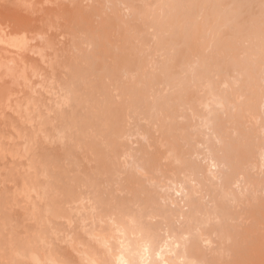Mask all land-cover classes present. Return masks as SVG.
<instances>
[{
  "label": "rangeland",
  "instance_id": "rangeland-1",
  "mask_svg": "<svg viewBox=\"0 0 264 264\" xmlns=\"http://www.w3.org/2000/svg\"><path fill=\"white\" fill-rule=\"evenodd\" d=\"M100 1L104 2V4L101 3L102 5H104V6H102V9H99V8H101L100 4H99ZM100 1L98 2V5H97V0H94V1H92V0H77V1L76 0H72V1L71 0H25L26 3L24 2V0H0V40L2 42L4 40H5L4 42H6V40L7 41L9 40V42L11 41L10 43L7 42V44H6L9 46L8 48H6L7 46L2 44L0 41V46H1L0 50H2V49L5 50V51L3 50V52L0 51V249L4 250L5 258H8L11 254V251L15 249V250H21L22 251V256L24 259L37 261V262H39V264H76V257L78 256V254L76 253V239L82 237L85 240H88V241L90 240L88 233H85V229H87V227H86L87 225L92 223L90 217L93 216L95 214V212H99V210H101L102 208L104 209V207L108 208L109 204H112V206H113V204L115 205L117 203H119L120 206L125 205L128 208H132L133 210L135 209V207H136L135 205L140 202V200L143 198V195H141L139 191L134 192L135 189L133 187H131V188H130V186L125 187L123 180L126 178L127 174H129V172H131L132 174H134V172H135V174H138L137 172L139 170L134 171V170H132L134 168H132V167L128 168L130 166H128V164H126L127 166L125 167V170H126V173H125L124 167H122V169H121V167L118 166L119 162L122 163L121 161H123L125 163H128L129 161H131L130 159H131L133 152L128 157L126 155H125V157L123 156V158L121 157L122 159H125L127 161L129 160L128 162L124 161L122 159L120 160V158H116V160H115L112 157V154L110 152V150H111L110 148H111L112 143H113V142H111V140L113 141L116 139V137L113 136V133L120 129L121 124L122 125L126 124L125 126L127 127V128L125 127L126 128L125 131L127 133L125 132V135L123 137V138H125V140H124L125 143H127L126 146L129 147V148L128 147L127 148L130 149V147H132L134 150H137L138 148L145 146V148H144L145 151H147V149L151 148V149H149V150H151V152L149 150L147 151L150 153H153V152L155 153V151H156L155 150V144H157L156 142L159 141L158 138L160 136H159V133L156 136L154 134V132L156 131L157 128H158L157 129V132H158V130H160L159 127L164 125V122L166 120V116H164V115H166V114H169V115L173 114L174 115V113L179 114L180 117H181V115H183L184 117H181V118L177 117L176 118L180 122L175 120L176 123H180V125L181 124L184 125L189 121L191 124H194V123L196 125L198 124V126H196L195 124H194V126L190 124L193 127L189 126V128L188 127L187 128L190 131L189 133L191 135H193V137H195L194 139L198 140V137H199L198 141L200 143L198 145L197 144L195 145V143H194V145H195V148L198 147L197 148L198 154H199V152H201V153L204 152V153L202 155L200 153L201 157L195 156L197 158L195 159V157H194V159L193 158L192 159L195 161L194 162L195 166L199 167L200 171L203 172V174H205L204 172L206 171L208 164H209V160L206 157L207 156L211 157L212 156L211 153L216 154L215 151L217 150L218 146L220 149V145H219L220 143H218L219 141L217 140L218 145L215 142L219 136H221L219 138H221L222 140L224 138L223 142L225 143V144L223 143V145L221 143V145H222L221 148L222 147L225 148V146H226L227 149L230 148L232 150L231 151L229 149L232 152V154L230 153V160L231 159L233 160L232 163H230V165L231 166L233 165V167H235V165L240 164L238 162L237 158H244L245 155H247L248 150L252 151V149L255 148L254 145L256 146V148L258 147L257 150L259 148H262L264 145L262 143L264 141V140L262 141V139H264L263 138L264 135L261 134V129L264 128V112L261 111L260 104H259L260 88H259L258 69L255 67L257 72L256 73L254 72L250 75L251 76V90H249L248 88L242 89L241 94L244 96V99L241 100L239 103H236L235 94L233 92L221 89L218 86L221 83L220 79H222V81H223L224 76L222 77L221 74L218 75V74H216V72L214 73V69L210 65V64L214 65V63H215L214 61H216V62L222 61V62H219V63H221L222 66L227 65L230 68H231V66H237V67L243 69V67H244L243 63H247V62H251V61L253 62L255 60V56L249 54L250 50L248 51V49L250 47L252 49L258 50V38L260 36L259 31L261 30V28L264 27V17H262V14L260 11V5L258 4L259 0L258 1L257 0L256 1L255 0H252V1L247 0V2H244L246 5H249L250 8H248V6H246L243 2H241V0H240V2L238 0V2H236L237 4L234 3L233 1L229 2L231 0H229V1L228 0H226V1L225 0H219V2H217L218 5H216L217 0L216 1L214 0L215 4H211L210 0H203L204 4H206V3L210 4L209 6L206 4L207 8H206V10H204L203 14H201V12L205 8V5H203L201 0H198V1L197 0H193V1H189V0L188 1L187 0L181 1V0H179L180 2L177 0H141L142 2H144V4L140 0H134V1H132V3L130 0L131 6L128 4L129 3L128 0L127 1L117 0V2H116V0H111V1L108 0L109 2H105L106 0H100ZM186 1L189 2L188 5H187ZM194 1H197L196 3L199 2V4H200V2L202 3V5L197 7V10H195L193 8V6L196 5V3ZM244 1H246V0H244ZM124 2L125 3L127 2V3L125 4ZM183 2H185V3H183ZM191 2L193 5L190 4ZM214 2L212 0V3H214ZM254 2H255V4H254ZM60 3H61V5H60ZM137 3L140 5H138ZM169 3L178 5V7H182V6L184 7L186 5V7H188L187 8L188 12H189V8L192 7V9H194V11H193L194 15L192 14L193 19L191 18L193 20V23L197 24L198 22H200V20H202L201 22H203V23H201V22L200 23L204 29H202L201 32L197 31V32H200V34L197 32H193V34H192V35H194L193 37L190 33L189 38H191V40H193L195 38L194 41L197 40L195 42V44L198 42V44H196V46L198 48L196 46H193L194 49L196 48L195 51L198 50L199 48H200V50H202L204 48L203 56L205 54V56H204L205 61H203V62L205 63V65H207V62H208V64L210 63L208 66L209 73H207V74L203 73L205 65L202 64V62H201L202 58L198 57L199 53L197 54V52H196V56L194 55L195 53L190 54V57H189L190 59H188V62H184V59H183V57H184L183 54H185L183 52V50L185 49L184 48L185 44L183 43L184 41L182 42L180 40H176L174 37L171 38V36H173L172 34H174L176 32L177 27H174V31H173L172 30L173 27L168 29L166 26L168 24L164 23L165 18H163V17H165L164 13L166 14V6L165 5H168ZM230 3H232V4H230ZM79 4L82 6H80ZM113 4H115V5H113ZM179 4H181V6ZM219 4L222 7H223V5L226 4L225 5L226 9L223 8L222 13H220L221 12V10H220L221 6H219ZM241 4H243L245 7L242 6ZM70 5H72V6H70ZM155 5H157L158 7ZM190 5H191V7H190ZM111 6H116V7L113 8ZM239 6L240 7L242 6L243 8L241 7L242 9L239 10L240 9ZM86 7H88V8H86ZM91 7H92V9H93V7L94 8L96 7L95 8L96 12H94L95 10L94 11L91 10L90 9ZM97 7H98V9H97ZM104 7H105V9H104ZM107 7H110L112 9H110V8L108 9ZM129 7H131V8L128 9ZM154 7H156V8L153 9ZM74 8H76V9H74ZM148 8H150V9H148ZM234 8H237V11ZM88 9H90V10H88ZM116 9H119V12ZM208 9L213 10V11L210 13V11ZM246 9H248V10L250 9V10L248 11ZM49 10L51 13H49ZM74 10H76V11H74ZM87 10L91 12V13L90 12L89 13L92 14V17L94 15V18H93L94 21L96 20L97 23L100 20L103 21L102 23L99 22L98 24H96L97 26L98 25L101 26V24H103L105 22L104 20H107L106 18H108L109 20L111 19L110 22H111V25L113 24L112 26L114 29L111 32H113L114 37H113V34L110 32V35H109L110 38L108 37L107 39L110 41L111 44H109V41L107 40V43L109 45H107V43L105 42L106 44H102V46L105 45L104 48L102 46L100 48L93 47L94 46L93 43L90 46V42H89L90 36L86 33L88 32V30H90V28L92 30L93 29L92 27H96V25H95L94 21H90L88 19V18H90V19H92V18L88 14ZM97 10H98V12H97ZM99 10H100V12H99ZM112 10L116 14H114V13L111 14ZM244 10H246L247 12ZM61 11H62V13H61ZM77 11H78V14H76ZM85 11H87V14H85L86 13ZM102 11L104 12V15H103ZM134 11H135V13H134ZM141 11H147L148 12L147 16H149V18H147L146 20L150 19L151 22L153 20L152 15H154L155 18H157V17L160 18L159 20H162V22L164 21L163 22V24L165 26L164 28H166V29L164 30V28L162 27L163 29L161 28L159 31L155 32L156 29L154 27H152L151 22H149L150 20H148V25L141 27V25L139 24V20L135 19L137 17L136 14L139 17L140 14L138 12H141ZM195 11H198L199 13L197 12V15H196ZM215 11H216V13H215ZM224 11L226 14L223 13ZM83 12H84V14H83ZM93 12L96 15H98V13H99L100 18L99 17L97 18L95 16V14H93ZM107 12H109V13H107ZM230 12H233V14H231ZM238 12H241V14L242 13H244V14L238 16L240 14ZM55 13L59 17H57ZM207 13L208 14L210 13L207 16H209V17L211 16L210 17L211 20L209 19L207 21V19H208V17H206ZM219 13L221 14V16ZM67 14H70V15H67ZM118 14H119V16H118ZM80 15H81V17H80ZM85 15H86V17H85ZM156 15H159V16H156ZM200 15H204V16L202 17ZM212 15L214 17H212ZM222 15L224 17H226V15H228L227 16L228 18H224L225 20H223V18L220 19L222 17ZM231 15L233 17H234V15L235 16L237 15L238 16V17H236L237 20L235 17H234L235 21H234V18L232 20ZM62 16H64V17H62ZM131 16H136V17H131ZM197 16H199V17L197 18ZM83 17H85V19ZM120 17L123 18L122 22L119 21V20H121ZM161 17H162V19H161ZM215 17H216V19H215ZM218 17H219V20H221L220 22L217 21ZM247 17H249V20H247L248 19ZM74 18H76L75 21H73ZM212 18H214V19H212ZM230 18H231V20H228ZM60 19H61V21H60ZM78 19H81V21ZM23 20H25V21H23ZM85 20L90 21V23H89L90 28L87 26V23H83ZM112 20L114 21L115 24L112 23ZM125 20L128 21V23L126 22L127 24L124 23ZM134 20H136L138 22L139 27L137 25V22ZM213 20H215V21L213 22ZM226 20H227V22H224ZM9 21L11 24L9 23ZM76 21H78V22H76ZM87 21H85V22H87ZM195 21H197V23ZM21 22L22 23L24 22V23L21 25ZM61 22H63V23H61ZM74 22H76V23H74ZM79 22H82L83 27L86 24L85 29L87 28L88 30L81 31L82 30V28H81L82 24L79 25ZM91 22L93 24H91ZM133 22H135V23H133ZM216 22H218V23L216 24ZM200 23H198V25H200ZM207 23H208V25H207L208 27H205V25ZM40 24H42V26ZM75 24H78V25L75 26ZM120 24L125 25L124 26L125 28L123 27V25L121 26ZM131 24H133L134 26H132ZM211 24H212V26H211ZM18 25H20V26H18ZM69 25H71V26H69ZM127 25L134 29V31L130 30V31H132V33H128L129 30L127 29L128 28ZM135 25H136V27H135ZM153 25H154V23H153ZM21 26H23V27H21ZM57 26H58V28H57ZM74 26L77 27V29H75ZM63 27H66V28H63ZM78 27L81 30H79ZM121 27H122V29H121L122 31H124V29H126L124 31V33L121 30H118V32L116 33V31H117L116 28L120 29ZM130 27H129V29H130ZM244 27H246V29ZM137 28H138V30H137ZM139 28H140V30H139ZM170 29L172 30V34H171V32H169ZM240 29H241V32L238 31ZM161 30L163 33H161ZM143 31L145 32L146 36L148 35L149 38L147 37V39H146ZM57 32H59L58 35L56 34ZM121 32L123 33V35ZM140 32H141V34L143 33V35H141V37L139 36ZM158 32L160 35L157 34ZM119 33H121V34H119ZM133 33H136V34L138 33L137 35L135 34L137 37L133 36L134 35ZM154 33H156V35ZM206 33H210L211 35L212 34L215 35L216 33H220L221 34L220 38L222 39L221 44L219 45L220 47L218 46V44H216V46L211 51H208V53L205 49L206 45L204 44V41H203L206 38ZM118 34H119V36H121L120 38H119V36L118 37L115 36ZM197 34H199V35H197ZM63 35H64V37H63ZM67 35H69V36L67 37ZM83 35H84V37H83ZM70 36H72V37H70ZM142 36H143V39H142ZM161 36L163 39L164 38L166 39L165 42L163 41V43H164L163 45H165V46H162V44H161L162 40H163L161 38ZM235 36L237 38L233 39V38H235ZM115 37H117L118 41H115V39H116ZM133 37H136L137 39L140 37L141 39L139 38L138 39L139 42H138L137 39L133 38ZM121 38H123V39H121ZM130 38H131V41H130ZM196 38H198V39H196ZM76 39H78V41H76ZM79 39H81V40H79ZM125 40H127V41L129 40L131 43L129 44V41L128 42L126 41L127 42V44H126ZM142 40L144 43H142ZM169 40H171L173 42L171 43ZM72 41H73L74 45H72L73 44V43H71ZM80 41H81V43H80ZM119 41L121 42V44ZM175 41H176V43H175ZM232 41H234L236 51L230 52V53H232V55L230 53L224 54V52L223 53L220 52L221 53V55H220L218 50L221 49V50L225 51L226 50L225 48H228L230 46L227 44L232 42ZM166 42H167V45H166ZM75 43H77L80 46L79 47L80 49L78 48V46L76 47L77 44H75ZM11 44H15V46H12ZM26 44H28V45H26ZM55 44H56V47H55ZM122 44L123 45L125 44L124 46H128V44H129V46H128L129 48L125 47L126 50H124V48H122V47L119 48V45L123 46ZM134 44H135V47H134ZM199 44H200V47L198 46ZM130 45H131V47H130ZM132 45H133V47H132ZM160 45H161V49L158 48V46L160 47ZM16 46L20 47V51H19V48H17ZM69 46H70V48H69ZM83 46H85V47H83ZM88 46H90V47H88ZM113 46H115V47H113ZM12 47H14V48H12ZM72 47H74V48H72ZM75 47L77 50L75 49ZM16 48L18 49V53H17V50H15ZM84 48H85V51L83 50ZM88 48H90L91 50H93V49L94 50L91 51V50H88ZM115 48L118 50L119 49H121V50H119V52H117L115 50ZM130 48H131V50H129ZM137 48H139V49H137ZM127 49H128V51H127ZM246 49H247V52H246ZM80 50H81V52L78 53ZM82 50L84 51V53H83L84 55H82V52H83ZM101 50L102 51L104 50L103 54H102ZM109 50H110V52L113 51L114 54H113V52L108 53ZM138 50H140V51H138ZM176 50L179 53H182V54H180V56L182 57L183 60H182V62H178L179 64L176 63V59L178 56ZM180 50H181V52H180ZM121 51L124 54H122V55L119 54L120 55L119 56L118 53H121ZM125 51H127V52H125ZM215 51H216V53H215ZM75 52L78 53V55ZM105 52H107L108 55H106ZM90 53H93V54L90 55ZM213 53H214V55H213ZM61 54L64 56H62ZM72 54H73V56H71ZM86 54H89L91 57L94 55V57H92V59H91V57L89 55H86ZM98 54L100 56H98ZM110 54L111 55L113 54V58H112V56H110ZM10 55L12 56V58L14 57V59H11V60L12 61L14 60L13 62H15L17 64L12 63V61H9L10 60L9 57L11 58ZM75 55H77V57H76L77 59L75 58ZM105 55L110 56V58H112V59H110V58L108 59V57H106ZM114 55H115V59H114ZM116 55L120 59L116 58ZM124 55L126 58L124 57ZM83 56H85L86 58L83 59ZM101 56H103V57L100 58ZM104 56L106 58H104ZM1 57L2 58L4 57L5 59L3 58L4 60H2ZM22 57H24V58H22ZM78 57L81 60H83V62L87 61L86 63H89L88 60H91V61L94 60V64H92L93 61L92 62L90 61V63H91L90 67H86L85 66L86 63L85 62L83 63L81 60L80 61L82 63H80ZM95 57L97 59L99 57V59H98L99 62H105L106 64L105 63H103V65L101 63L98 64L97 62H95V60H96ZM122 57H124V58L122 59ZM210 57H212V58H210ZM57 58H58V60H57ZM101 59H103V61ZM6 60H8L9 63H7ZM113 60H114V62L117 61V63L116 62L114 63L115 65L112 64ZM138 60L139 61L141 60V63ZM1 62H3L5 65L1 64ZM78 63H80L82 65V66L81 65L80 66L82 67L83 70H85V68L87 70H89V68H90V70H89V72L86 70L83 72L81 71V75L83 74V76H85V78L82 77V81L79 80L78 82L75 80L74 84L76 83V85L73 88L72 84H73L74 79H76V77H75L76 75H74L73 77L70 75L75 74V73H77V75H80V74H78V70L80 73V70H82V69L79 68L80 66L78 67V65H77ZM95 63H97V66L101 64L98 67L102 66L101 70H99L100 71L99 73L101 76L100 75L98 76L97 73H95L97 75L94 74L95 70H96V72H98V69H100L95 65ZM222 63H225V65ZM73 64L76 65V66H73L74 68L76 67L75 69L74 68L72 69ZM135 64L137 66L138 65L139 66L135 67ZM255 64H256V62H255ZM68 65L70 68L68 67ZM106 65L110 66L108 68V70L111 68V70L114 69L115 72L117 71L116 74H118V75L117 76L115 75V78H113L114 77V74H113L114 71L113 70H112L113 72H109L110 70L107 71ZM120 65H122V67ZM162 65H164V66H162ZM6 66H8V67H6ZM14 66H16V67H14ZM103 66H105V68ZM123 66L125 69L123 68ZM161 66L164 68H161ZM167 66L170 67V68L169 67L168 68L171 69L169 71V72H172L171 74L165 69V68H167ZM77 67L79 69H77ZM93 67H95L97 69L93 70ZM119 67L121 68V70ZM8 68H10L13 73L15 71V73L13 75L10 73H7ZM102 68H104L105 70ZM55 69H57V70H55ZM130 69H132L133 71H131ZM162 69L165 70L164 75H163L164 70H162ZM74 70H75V73L73 72ZM102 70L105 72H103ZM122 70L124 71V73ZM86 72H88V74H86ZM125 72H127V75ZM200 72H202L203 74L201 75L200 78L199 77L197 78L196 74L200 73ZM67 73H69L70 75ZM103 73H105L104 75L109 74V75H107L108 81L106 80V77L103 75ZM8 75H9V77H8ZM86 75H88V76H86ZM91 75L93 77L98 76L101 78L103 77L105 79H103V78L101 79L98 77H96V79L95 78L90 79ZM110 75L113 77H111V79L109 81ZM169 75H170V78L167 79V77H169ZM217 76L222 77V78L217 79L216 78ZM70 77H72V78L70 79ZM86 77L87 78L89 77L88 78L89 80ZM211 77H212V79H211ZM97 78L100 79L101 81L98 80ZM61 79L64 80V82ZM72 79H73V81H72ZM78 79H81V77L79 76ZM153 79H155V80H153ZM170 79L171 80L173 79L172 82ZM205 79H206V81H205ZM208 79H210V81ZM54 80H56V81H54ZM83 80H85V81H83ZM90 80H92L90 83H92V85H95L94 84V82H95L99 89L97 88V90H95L96 85L94 88V86H92L91 84L90 85L92 87L89 85V87H91V88H88L87 83H89V82L86 83V81H90ZM93 80H94V82H93ZM96 80H98V81H96ZM218 80H220V81H218ZM207 81L212 82L213 84L216 85L215 87H217V89L216 88H214V89L221 92L222 98L224 95H228L230 97V99L228 101L226 100L223 102H225L226 104L231 103L235 106V109H236L235 111H233L232 109H227L226 111H221L220 109L216 108L215 106L212 107V105H211L212 103H210L212 99H209L208 104H209V106L211 105L210 108L212 107V109L218 114H216L214 111H212V112H214V114H209L210 115L209 116L208 114H205L206 111L204 112L205 118H207V120L209 118L210 120H208V121H210V122L212 120L211 115H216L218 118L220 117V119H223V121L226 118V120L224 121L225 123H223V121H222V123L226 127L225 132L228 134L227 135V137H229L228 141L225 140L227 138H226V134L224 133V131H223V133L225 134V136H224V134H221V132L219 133V132L215 131V128H214L212 122H211V126H210V124H209L210 127L208 126L209 130H208V128H207V130H205L203 127H200L202 124V119L200 120L199 118H202V117H195V111L194 110L187 109V110L183 111L184 113H179V112H181L180 111L181 109L177 108L179 110V112H178L176 109V106H174V104L177 105V98L179 95L181 96V98L179 97L180 101H181V99L183 101V99H186L187 96H190L191 99L193 100V102L197 98L196 104H198V102L200 103L202 101L201 100L202 98H203V102H204V98H208V96L206 95V93L208 92V90H207L208 87H206ZM100 82H101V85L105 82L104 83V84H106L104 86L105 92L109 91L107 94L105 92L103 94L104 90H102V88H100L101 86L99 87ZM108 82H109V88H108ZM56 83H58V84H56ZM146 85H148L149 87ZM144 86H146V87H144ZM66 88H68V90L71 89L72 92L74 89H75L74 90L75 92H76V89H77V91L80 92L82 99L79 98V100L81 99V101L78 103L75 102L76 106L74 105L75 103L73 104V102H71L72 101L71 96L69 94H66V92H68ZM88 90H90L89 93L87 92ZM98 90L100 91V93ZM137 90H138V92L141 91V92H139L142 94V95L140 94L141 97L144 95L143 99L137 95V94H139L137 92ZM142 90H143V92H142ZM145 90H146V93L149 94V95L147 94V97L150 96V97H148V99L145 96V92H144ZM152 90H154V92ZM216 90H215V92H217ZM96 91H98V93ZM101 92H102V94H101ZM213 92H214V90H213ZM132 93L134 94V98H132L130 96ZM210 93L214 94L212 92H210ZM90 94H91V96H90ZM171 94H173V95H171ZM73 95L76 96L75 93ZM86 97H89L90 100H87ZM162 97H165V98H162ZM128 98H131V99H128ZM170 98H171V101H170ZM74 99H76V98L74 97ZM74 99H73V101H74ZM133 99L137 100V101H135L134 105H137L138 108L136 106V110H134V111L129 110L128 111L125 108L128 105H130L129 103L133 102ZM138 99H140L141 101ZM165 99H166V103H164ZM158 100H160V101L158 102ZM216 100H218V99H216ZM153 101H155V103ZM144 102H146V104L143 105ZM117 104H118V106H117ZM139 104H141V105H139ZM151 104H154V105L152 106ZM164 104H165V107L163 106ZM121 106L123 108H121ZM154 106H156V107H154ZM166 106L169 108L172 107L171 110H167L169 108L166 109ZM117 107H119V108H117ZM144 107H146V108H144ZM173 107H175V108L173 109ZM76 109H77V111H76ZM121 109H123L124 113L127 110L129 112L128 113L126 111V113H128V116L125 117L124 116L125 114L122 112ZM165 109L167 111H165ZM63 111H65L67 113H65V112L63 113ZM70 111H72V112L70 113ZM118 112H120V114H119L120 116L115 117L116 113H118ZM136 113H138V114H136ZM59 114H60V117H59ZM70 114H73V115L75 114V115L73 116ZM121 114H122V117L124 116L123 119L125 122H123V123H122ZM233 114L240 116V119H241V126L240 127H242V125H243V127L241 129H238L235 132L231 131V129H230L232 126H234L233 122H230V121L234 120V118H230V116H232ZM62 115H63V117H62ZM65 115L67 116V119H69V122L67 124H65L67 122V120H64V119H66V118H64ZM134 115H136V116H134ZM156 116H157V118H156ZM228 116H229V118H228ZM150 117H152L151 120H150ZM196 118H198V120ZM59 121H61V123ZM243 121H245L244 124H243ZM192 122H194V123H192ZM166 123H168V122L166 121ZM151 126H152V128H151ZM146 127L148 129H146ZM155 127H156V129H155ZM150 128H151V130H150ZM74 129H76V130H74ZM188 129L187 130L184 129V131H188ZM226 129H227V131H226ZM243 129H245L247 131H245V130L243 131ZM145 130H148L149 132L151 131L150 133L152 135L150 134L149 135L150 137H147V134H145L146 133ZM181 130H183V129H181ZM70 131H72V132H70ZM135 131H140L139 134L141 133L140 134L141 137L138 134V132H135ZM212 131L215 134L213 136L216 138V139L213 138L215 141H213L211 139L212 133H210V132H212ZM228 131H229V133H228ZM157 132H155V133H157ZM241 132H245L243 134L244 135L243 137H240ZM195 133L197 134L198 137L196 136ZM127 134H130V135H128L129 137L127 136ZM136 134H138L139 136ZM142 134H145L146 136L144 137V135H142ZM194 134H195V136H194ZM217 134H219V136ZM249 134H251V135H249ZM130 136H132V137H130ZM142 136L144 138H142ZM77 137H78V139H77ZM233 137H235V138H233ZM244 137H246V140ZM248 137H249V139H253V140H250V144H248L249 143ZM154 138H156L155 139L156 141L154 140ZM239 138H243V140H245V141H243V140L239 141ZM75 139H77V140H75ZM146 139H147V141L149 139L150 142L149 141L148 142L151 145L155 143L154 146L152 145V147H146L147 143H148L146 141ZM175 139H176L175 141H177L179 145H181V146L183 145V143L181 142V139L179 137L175 138ZM205 139H206V141H205ZM235 139H236V141H235ZM121 140H122V138H118V141H121ZM208 140L210 141V143H206V144H207V146L210 144L211 149L209 146H208L209 148L207 147V149H210V150H206L207 152L209 151L208 155H207L206 152L204 151L206 149V147L204 146L205 143H203V142H209ZM109 141L111 144H109ZM254 141L257 143L260 142V144L254 143ZM144 142L146 143V145ZM180 142L182 144H180ZM140 143H143V144H140ZM201 143H203L204 145L202 144L203 145L202 146ZM251 143H252V145H251ZM138 144H139V147L137 146ZM199 145H201L202 148H200ZM135 146L138 148L135 149ZM213 147H214V149H213ZM133 149H131V150H133ZM219 149L217 150L218 152L217 151L216 152L218 155L221 156V154L219 153ZM162 150H164V148H162ZM137 151H135L134 155H136L138 153ZM258 151H256V150L254 151L257 153L255 154L254 159L252 158L249 160V161H251V163H249V161H248V163L251 167L247 163L248 159L242 163L244 165H242V164H240V165H242L243 167L244 166L246 167L245 164L247 163V165L249 167L247 166L246 169H250V170H248V174L251 178V181L249 182L251 187L249 186V189L250 190L252 189V191L254 190L255 196L257 198L252 200V201L249 200L250 202H248L246 204L250 205L252 207V211L254 212L255 225L253 226V236H254L253 239L256 242L258 241V242L263 244V245H261V247L259 248V250L257 252L264 255V225L261 224V222L264 219V196L261 195V191L264 190V183L261 185V182H260L264 178V175L261 174L263 169H261V163H260L261 159L257 155ZM110 154H111V156H110ZM138 155L140 156L141 152H140V154L138 153L136 156H138ZM204 155H205V157H204ZM218 155L217 156L215 155V156L219 157ZM232 155L234 157H237V158H234ZM205 158L208 161L207 160L203 161V159H205ZM197 159H198V162H196ZM234 159H236L237 161ZM258 159H260V162ZM109 161H111V163L113 162L114 164L109 163ZM254 162H256L255 164L257 166L254 164H253V166L251 165ZM198 164H200V165L198 166ZM201 167H202V170H201ZM219 167L221 168V170L223 169V172L227 171L225 169H228V171L231 170V168H229V165L225 168L222 166H219ZM101 168H102V170H100ZM103 169H105V171ZM130 169H131V171H130ZM123 170H124V173L122 172ZM91 171H92V173H91ZM141 171L142 170L140 169V172ZM93 172L94 173L96 172L97 174L96 173L94 174ZM196 172H197V170H196ZM89 173H90V175L93 174L95 179H94L93 175L90 176ZM197 174H199V173H196V176H197ZM86 177H88V180L86 179ZM197 177H198L199 181L203 180V178L201 179V177L199 175ZM95 182H97V183H95ZM201 182L207 183L204 180ZM89 186H90V188H88ZM144 186L147 187L148 185L146 184ZM247 186H248V184H247ZM127 188L130 189L129 192H127L128 190L126 191ZM84 190H85V192L82 195L83 198H85L83 200V205L84 206L86 205V207H85V209H82L81 208L82 204L80 203V201L79 202H78V200L76 201V197L79 195L80 191H84ZM158 192L160 193V190H158ZM87 194L88 195L90 194L89 196H94V197H92V199L95 198V199H93L94 201L91 199V197H88ZM92 194H95L96 196L92 195ZM87 198H89L90 200ZM94 202H95V205H94ZM87 203L89 205H87ZM99 203L102 205H99ZM233 204H234L233 202H230V205L233 206ZM91 206H94L95 210L91 209L90 208ZM98 206H99V208H98ZM109 206H111V205H109ZM104 215H106V214H104ZM94 220H95L96 226L105 230V228L107 227V224H106L107 218L101 219L102 222L98 219H94ZM84 227H86V228H84ZM103 233H105V232H103ZM260 261L264 262V259H260L257 256L256 257V263L260 262Z\"/></svg>",
  "mask_w": 264,
  "mask_h": 264
},
{
  "label": "bare ground",
  "instance_id": "bare-ground-1",
  "mask_svg": "<svg viewBox=\"0 0 264 264\" xmlns=\"http://www.w3.org/2000/svg\"><path fill=\"white\" fill-rule=\"evenodd\" d=\"M72 1V0H71ZM77 1V0H76ZM92 1H94V0H92ZM100 1V0H99ZM98 0H97V5H98V2H99ZM111 1V0H110ZM125 1H127V0H125ZM132 1H134V0H131V3H132ZM141 1V0H140ZM177 1H179V0H177ZM176 1V2H177ZM182 1V0H181ZM188 1V0H187ZM186 1V3H187V5H188V3L189 2H187ZM189 1H193V0H189ZM198 1V0H197ZM197 1H194L195 3L197 2ZM211 1V4H215V2H214V0H213V2L214 3H212V0H210ZM209 1V2H210ZM216 1V0H215ZM226 1V0H225ZM229 1V0H228ZM233 0H231V1H229V2H232ZM252 1V0H251ZM256 1V0H255ZM258 1V0H257ZM24 2H25V0H24ZM27 2V1H26ZM25 2V3H26ZM68 2V1H67ZM70 2V1H69ZM75 2V1H74ZM91 2V1H90ZM105 2H109L108 0H106ZM114 2V1H113ZM116 2H117V0H116ZM128 4L131 6V3H130V0H128ZM142 2V1H141ZM175 2V3H176ZM180 2V1H179ZM201 2L203 3L204 1L203 0H201ZM200 2V4H199V2L198 3H196V5H194L193 6V8L195 9V10H197V7H199L200 5H202V3ZM223 2V1H222ZM239 2H240V0H239ZM244 2H247V0L246 1H244L243 0V3ZM250 2V1H249ZM259 2V1H258ZM257 2V3H258ZM73 3V2H72ZM80 3V2H79ZM104 4V2H99V4H100V7L101 8H99V9H102V6H104V5H102V4ZM125 3V2H124ZM123 3V4H124ZM127 3V2H126ZM125 3V4H126ZM143 4H144V2H142ZM173 3V2H172ZM172 3H169L168 5H165L166 6V14L164 13V15H165V17H163V18H165V24H168V25H166L167 26V28L169 29V28H172L173 27V31H174V27H177L176 29V32L174 33V34H172V30L170 29L169 30V32H171V34L173 35V36H171V38L172 37H174L176 40H180V41H184L183 43L185 44V51L183 50V52L185 53V54H183L184 55V57H183V59H184V62H188V59H190L189 57H190V54H193V53H195L194 55L196 56V52H197V54L199 53V56L198 57H201L202 58V60H201V62H202V64L203 65H205V63L203 62V61H205V54H204V56H203V50H204V48L202 49V50H200V48L198 49V50H196L195 51V49H194V47L193 46H196V44H198V42L195 44V42L197 41V40H195L194 41V39L193 40H191V38H189V35H190V33H191V35L193 34V32H197V31H200L201 32V30L202 29H204L203 27H202V25H201V23H203V22H201L202 20H200V22H198V23H200V25H198V23H197V21H195L197 24H195V23H193V18H192V14H193V11H194V9H192V7H191V5H193L192 4V2L190 3L191 5H190V7L191 8H189V12L187 11V8L188 7H186V5L183 7H178V5H175V4H172ZM183 3H185V2H183ZM47 4V3H46ZM87 4V3H86ZM94 4V3H93ZM92 4V5H93ZM136 4V3H135ZM138 4V3H137ZM182 4V3H181ZM181 4H179L180 6H181ZM207 4V3H206ZM206 4H204L203 3V5H205V8L202 10V12H201V14H203L204 13V10H206V8H207V6H206ZM221 4V3H220ZM219 4V6H221ZM224 4V3H223ZM230 4H232V3H230ZM237 4V3H236ZM245 4V3H244ZM248 4V3H247ZM250 4V3H249ZM254 4H255V2H254ZM259 4V3H258ZM60 5H61V3H60ZM80 5V4H79ZM95 5V4H94ZM113 5H115V4H113ZM138 5H140V4H138ZM146 5V4H145ZM208 6L210 5V4H207ZM216 5H218V3H217V1H216ZM226 5V4H225ZM225 5H223V7L221 6L219 9L221 10V12L220 13H222V11H223V8H225L226 9V7H225ZM234 5V4H233ZM232 5V6H233ZM242 6H244L243 4H241ZM246 5V4H245ZM70 6H72V5H70ZM80 6H82V5H80ZM143 6V5H142ZM155 6H157V5H155ZM241 6V7H242ZM246 6H248V8H250L249 7V5H246ZM253 6V5H252ZM58 7V6H57ZM64 7V6H63ZM90 7V6H89ZM99 7V6H98ZM98 7H97V9H98ZM111 7H113V8H115L116 6H111ZM158 7V6H157ZM163 7V6H162ZM217 7V6H216ZM238 7V6H237ZM240 6H239V10H241L242 8H241ZM245 7V6H244ZM62 8V7H61ZM71 8V7H70ZM78 8V7H77ZM80 8V7H79ZM86 8H88V7H86ZM96 8V7H95ZM94 7H93V9H92V7L90 8L91 10H95L94 12H96V9H95ZM108 9L110 8V7H107ZM131 7H129L128 9H130ZM138 8V7H137ZM147 8V7H146ZM156 7H154L153 9H155ZM211 8V7H210ZM64 9V8H63ZM74 9H76V8H74ZM83 9V8H82ZM90 9H88V10H90ZM104 9H105V7H104ZM110 9H112V8H110ZM144 9V8H143ZM148 9H150V8H148ZM147 9V10H148ZM168 9V10H167ZM191 9V10H190ZM199 9V8H198ZM201 9V8H200ZM234 9H236V11H237V8H234ZM73 10V9H72ZM86 10V9H85ZM87 10V11H88ZM114 10V9H113ZM113 10H112V12H111V14H113L114 12H113ZM116 10H118V12H119V9H116ZM142 10V9H141ZM209 10V9H208ZM207 10V11H208ZM229 10V9H228ZM246 10H248V9H246ZM246 10H244V11H246ZM250 10V9H249ZM248 10V11H249ZM74 11H76V10H74ZM87 11H85L86 13L85 14H87ZM136 11V10H135ZM135 11H134V13H135ZM140 11V10H139ZM157 11V10H156ZM210 11V13L213 11V10H209ZM226 11V10H225ZM225 11L223 12V13H225ZM235 11V12H236ZM243 11V10H242ZM90 11H88V14L90 15V17L92 18V19H90V18H88L90 21H94V15H93V17H92V14H90L89 13ZM93 12V14H95ZM97 12H98V10H97ZM99 12H100V10H99ZM103 12V11H102ZM117 12V11H116ZM147 11H141V12H138L140 15H139V17H138V15L136 14V16L138 17H136V16H131V17H136L135 19H138L139 20V24L141 25V27L143 26H146V25H148V20H150V19H148V20H146L147 18H149V16H147V14H148V12L146 13ZM165 12V11H164ZM197 12L198 11H195V13H196V15H197ZM229 12V11H228ZM247 12V11H246ZM245 12V13H246ZM251 12V11H250ZM249 12V13H250ZM47 13V12H46ZM49 13H51L50 12V10H49ZM54 13V12H53ZM60 13V12H59ZM61 13H62V11H61ZM60 13V14H61ZM107 13H109V12H107ZM199 13V12H198ZM209 13V14H210ZM215 13H216V11H215ZM219 13V14H220ZM231 14H233V12H230ZM238 13H240L238 16H240V15H242V14H244V13H242L241 14V12H238ZM56 14V13H55ZM54 14V15H55ZM76 14H78V11H77V13ZM83 14H84V12H83ZM106 14V13H105ZM114 14H116V13H114ZM208 13L206 14V17H208V19H207V21L210 19V17L209 16H207V15H209ZM226 14V13H225ZM237 14V13H236ZM50 15V14H49ZM48 15V16H49ZM67 15H70V14H67ZM100 14L98 13V15H96L95 14V16L98 18H100V16H99ZM103 15H104V12H103ZM108 15V14H107ZM110 15V14H109ZM194 15V14H193ZM224 15V14H223ZM222 15V17L220 18V19H222L223 18V20H225L224 18H228L227 16L228 15H226V17H224ZM247 15V14H246ZM17 16V15H16ZM53 16V15H52ZM56 16H57V14H56ZM102 16V15H101ZM111 16V15H110ZM118 16H119V14H118ZM156 16H159V15H156ZM200 16H204V15H200ZM220 16H221V14H220ZM232 16V15H231ZM237 15L235 16L234 15V17L236 18V17H238ZM252 16V15H251ZM57 17H59V16H57ZM61 17V16H60ZM62 17H64V16H62ZM66 17V16H65ZM80 17H81V15H80ZM85 17H86V15H85ZM85 17H83L84 19H85ZM117 17V16H116ZM194 17V16H193ZM196 17V16H195ZM199 16H197V18H198ZM212 17H214L213 15H212ZM217 17V16H216ZM216 17H215V19H216ZM233 16H232V20H233V18H234ZM243 17V16H242ZM262 17H264V15H262ZM15 18V17H14ZM21 18V17H20ZM82 18V19H83ZM106 18V17H105ZM121 18V17H120ZM152 18H153V20H152V22H151V20L149 21V22H151V25H152V27H154L156 30H155V32L156 31H159L162 27L164 28L165 26H164V24H163V22H162V20H159L160 18H155V16L154 15H152ZM192 18V19H191ZM235 18H234V21H235ZM240 18V17H239ZM248 19L247 20H249V17H247ZM4 19V18H3ZM17 19V18H16ZM25 19V18H24ZM56 19V18H55ZM59 19V18H58ZM67 19V18H66ZM107 20H104L105 22L103 23V24H101V26L100 25H96V24H98L99 22L100 23H102L103 21L102 20H100V21H98V23L96 22V20L94 21V23H95V25H96V27H92L93 29L91 30V28L89 27V23H90V21L88 20H85V21H87V22H83V23H87V26L90 28V30H88L87 28L85 29V25H84V27H83V24H82V22H79V25L80 24H82V30L78 27V29L79 30H81V31H86V30H88V32L86 33V34H88L89 36H90V39H89V42H90V46H91V44L93 43V47H97V48H100L101 46H102V44H106L107 43V38L109 37V35H110V32L111 31H113L114 29H113V24L111 25V19L109 20L108 18H106ZM119 19V18H118ZM161 19H162V17H161ZM212 19H214V18H212ZM241 19V18H240ZM252 19V18H251ZM40 20V19H39ZM57 20V19H56ZM76 20V18H74V20L73 21H75ZM78 20H80L81 21V19H78ZM122 20H123V18H121V20H119V21H121L122 22ZM129 20V19H128ZM164 20V19H163ZM211 20V19H210ZM222 20V21H223ZM228 20H231V18L230 19H228ZM236 20H237V18H236ZM23 21H25V20H23ZM51 21V20H50ZM59 21V20H58ZM60 21H61V19H60ZM64 21V20H63ZM131 21V20H130ZM129 21V22H130ZM133 21V20H132ZM134 21H136V20H134ZM215 20H213V22H214ZM217 21H221V20H219V17H218V20ZM35 22V21H34ZM76 22H78V21H76ZM76 22H74V23H76ZM118 22V21H117ZM128 23V21H124V23L125 24H127ZM137 22V21H136ZM212 22V23H213ZM224 22H227V20L226 21H224ZM9 23H10V21H9ZM24 23V22H23ZM22 22H21V25L23 24ZM57 23V22H56ZM59 23V22H58ZM61 23H63V22H61ZM73 23V22H72ZM112 23H114V21L112 20ZM133 23H135V22H133ZM153 23H154V25H153ZM209 23V22H208ZM208 23L205 25V27H208L207 25H208ZM218 22H216V24H217ZM222 23V22H221ZM11 24V23H10ZM20 24V23H19ZM38 24V23H37ZM36 24V25H37ZM44 24V23H43ZM91 24H93L92 22H91ZM115 24V23H114ZM139 24H138V22H137V25H138V27H139ZM176 24V25H175ZM180 24V25H179ZM223 24V23H222ZM8 25V24H7ZM27 25V24H26ZM31 25V24H30ZM35 25V24H34ZM41 26H42V24H40ZM48 25V24H47ZM74 25V24H73ZM72 25V26H73ZM78 24H75V26H77ZM121 26L123 25V24H120ZM132 26H134L133 24H131ZM6 26V25H5ZM18 26H20V25H18ZM59 26V25H58ZM58 26H57V28H58ZM69 26H71V25H69ZM74 26V28L75 29H77V27H75ZM93 26V25H92ZM115 26V25H114ZM119 26V25H118ZM125 25H123V27H124ZM128 26V25H127ZM211 26H212V24H211ZM217 26V25H216ZM8 27V26H7ZM11 27V26H10ZM9 27V28H10ZM14 27V26H13ZM21 27H23V26H21ZM44 27V26H43ZM129 27L130 26H128V30H129V32L128 33H132V31H130V30H133L134 31V29L132 28V27H130V29H129ZM135 27H136V25H135ZM149 27V26H148ZM210 27V26H209ZM39 28V27H38ZM55 28V27H54ZM63 28H66V27H63ZM73 28V27H72ZM119 28V27H118ZM125 28V27H124ZM123 28V29H124ZM132 28V29H131ZM162 28V29H163ZM245 29H246V27H244ZM11 29V28H10ZM9 29V30H10ZM26 29V28H25ZM30 29V28H29ZM34 29V28H33ZM61 29V28H60ZM71 29V28H70ZM122 29V27L120 28V29H117L116 28V33L118 32V30H121ZM136 29V28H135ZM144 29V28H143ZM142 29V30H143ZM146 29V28H145ZM166 28H164V30H165ZM13 30V29H12ZM19 30V29H18ZM40 30V29H39ZM68 30V29H67ZM126 29H124V31H125ZM137 30H138V28H137ZM139 30H140V28H139ZM14 31V30H13ZM24 31V30H23ZM42 31V30H41ZM59 31V30H58ZM69 31V30H68ZM76 31V30H75ZM122 31V30H121ZM124 31H122L123 33H124ZM205 31V30H204ZM219 31V30H218ZM239 32H241V29L240 30H238ZM17 32V31H16ZM43 32V31H42ZM45 32V31H44ZM74 32V31H73ZM121 32V33H122ZM138 32V31H137ZM144 32V31H143ZM150 32V31H149ZM165 32V31H164ZM200 32H197V33H199L200 34ZM214 32V31H213ZM262 32H264V27L263 28H261V30L259 31V35L262 33ZM49 33V32H48ZM55 33V32H54ZM112 34H113V32H111ZM121 33H119V34H121ZM123 33H122V35H123ZM147 33V32H146ZM161 33H163L162 32V30H161ZM57 35L59 34V32H57L56 33ZM70 34V33H69ZM72 34V33H71ZM75 34V33H74ZM73 34V35H74ZM85 34V33H84ZM119 34L118 35H115V36H119ZM134 35L133 36H136L137 34L136 33H133ZM136 34V35H135ZM140 35V37H141V35H143V33L141 34V32L139 33ZM144 34H145V32H144ZM155 35H156V33H154ZM157 34H159V32L157 33ZM199 34H197V35H199ZM62 35V34H61ZM76 35V34H75ZM82 35V34H81ZM80 35V36H81ZM129 35V34H128ZM127 35V36H128ZM160 35V34H159ZM196 35V36H197ZM204 35V34H203ZM213 35V34H212ZM69 35H67V37H68ZM125 36V35H124ZM131 36V35H130ZM158 36V35H157ZM194 35H192V37H193ZM53 37V36H52ZM51 37V38H52ZM61 37V36H60ZM63 37H64V35H63ZM70 37H72V36H70ZM82 37V36H81ZM83 37H84V35H83ZM87 37V36H86ZM113 37H114V34H113ZM117 37H115L116 39H115V41H118V39H117ZM121 36H119V38H120ZM126 37V36H125ZM137 37V36H136ZM136 37H133V38H136ZM139 37V38H140ZM145 37H146V39H147V37H148V35L146 36V34H145ZM198 37V36H197ZM59 38V37H58ZM110 38V37H109ZM138 38V39H139ZM149 38V37H148ZM161 38H162V36H161ZM204 38V37H203ZM202 38V39H203ZM237 37L235 36V38H233V39H236ZM75 39V38H74ZM85 39V38H84ZM121 39H123V38H121ZM137 39V38H136ZM135 39V40H136ZM138 39H137V41H138ZM141 39V38H140ZM142 39H143V36H142ZM145 39V40H146ZM160 39V38H159ZM158 39V40H159ZM163 39V38H162ZM196 39H198V38H196ZM3 40V39H2ZM35 40V39H34ZM53 40V39H52ZM51 40V41H52ZM56 40V39H55ZM79 40H81V39H79ZM86 40V39H85ZM134 40V39H133ZM144 40V41H145ZM165 38L162 40V46H165V45H163L164 43H163V41L165 42ZM226 40V39H225ZM1 41V40H0ZM5 41V40H4ZM3 41V42H4ZM50 41V42H51ZM61 41V40H60ZM70 41V40H69ZM74 41V40H73ZM73 41L71 42V43H73ZM76 41H78V39H76ZM109 41V40H108ZM122 41V40H121ZM127 40H125V42H126ZM129 41V40H128ZM127 41V42H128ZM130 41H131V38H130ZM129 41V44L131 43ZM171 43L173 42V41H171V40H169ZM168 41V42H169ZM179 41V42H180ZM204 41V40H203ZM221 41H222V39L220 38L219 39V41L217 42V44H218V46L221 44ZM2 41H1V43L2 44H4V45H6L7 44V42H9V40L7 41L6 40V42H4L3 43ZM11 42V41H10ZM9 42V43H10ZM48 42V41H47ZM46 42V43H47ZM49 42V43H50ZM58 42V41H57ZM106 42V43H105ZM120 42V41H119ZM118 42V43H119ZM127 42H126V44H127ZM139 42V41H138ZM69 43V42H68ZM78 43V42H77ZM77 43H75V44H77ZM80 43H81V41H80ZM84 43V42H83ZM86 43V42H85ZM115 43V42H114ZM134 43V42H133ZM142 43H144L143 42V40H142ZM170 43V44H171ZM175 43H176V41H175ZM178 43V42H177ZM59 44V43H58ZM109 44H111L110 43V41H109ZM108 43H107V45H109ZM120 44H121V42H120ZM129 44H128V46H129ZM159 44V43H158ZM169 44V43H168ZM179 44V43H178ZM224 44V43H223ZM12 46H15V44H11ZM26 45H28V44H26ZM37 45V44H36ZM64 45V44H63ZM62 45V46H63ZM72 45H74V43L72 44ZM87 45V44H86ZM85 45V46H86ZM106 45V46H107ZM123 45V44H122ZM125 45V44H124ZM123 45V46H124ZM166 45H167V42H166ZM182 45V44H181ZM226 45V44H225ZM227 45H230L228 48H225L226 50V52L225 51H223V50H218L219 51V53L221 52V53H223L224 52V54L225 53H230V52H234V51H236V47H235V45H234V41H232V42H230V43H228ZM7 47L6 48H8L9 46L8 45H6ZM78 46V48L80 47L78 44L76 45V47ZM85 46H83V47H85ZM90 46H88V47H90ZM105 46V45H104ZM104 46H102L103 48H104ZM120 46L119 45V48L120 47H122V48H124V50H126L125 49V47L127 48L128 46ZM199 47H200V44L198 45ZM205 46V45H204ZM1 47V46H0ZM11 47V46H10ZM17 47V46H16ZM23 47V46H22ZM21 47V48H22ZM46 47V46H45ZM55 47H56V44H55ZM59 47V46H58ZM68 47V46H67ZM76 47H75V49H76ZM87 47V46H86ZM113 47H115V46H113ZM130 47H131V45H130ZM132 47H133V45H132ZM134 47H135V44H134ZM197 47V46H196ZM206 47V46H205ZM220 47V46H219ZM12 48H14V47H12ZM17 48H19V51H20V47H17ZM15 49V50H17V53H18V49ZM27 48V47H26ZM69 48H70V46H69ZM72 48H74V47H72ZM129 48V47H128ZM141 48V47H140ZM158 48H160L161 49V45H160V47L158 46ZM198 48V47H197ZM74 49V50H75ZM80 49V48H79ZM78 49V50H79ZM137 49H139V48H137ZM136 49V50H137ZM165 49V48H164ZM206 49V48H205ZM216 49V48H215ZM248 49V48H247ZM247 49H246V52H247ZM3 50L4 49H2V50H0V51H2L3 52ZM22 50V49H21ZM63 50V49H62ZM66 50V49H65ZM77 50V49H76ZM84 51H85V48L83 49ZM82 50V51H83ZM88 50H91L90 48H88ZM94 50V49H93ZM93 50H91V51H93ZM105 50V49H104ZM103 50V51H104ZM113 50V49H112ZM115 50L117 51V52H119V50H121V49H116L115 48ZM123 50V49H122ZM129 50H131V48L129 49ZM135 50V49H134ZM250 50V53L249 54H251V55H253V56H255V58H257L258 57V54H259V52H258V50H255V49H252V48H250L249 47V49H248V51ZM5 51V50H4ZM59 51V50H58ZM84 51L82 52V55H84L83 53H84ZM87 51V50H86ZM103 51L101 50V52H102V54H103ZM127 51H128V49H127ZM127 51H125V52H127ZM138 51H140V50H138ZM177 51V50H176ZM192 51V52H191ZM207 51V50H206ZM217 51V52H218ZM8 52V51H7ZM71 52V51H70ZM69 52V53H70ZM78 52V51H77ZM81 52V50L78 52V53H80ZM88 52V51H87ZM113 52V51H112ZM112 52H110V50H109V52L108 53H112ZM133 52V51H132ZM180 52H181V50H180ZM6 53V52H5ZM25 53V52H24ZM61 53V52H60ZM66 53V52H65ZM76 53V52H75ZM78 53H76L77 55H78ZM106 53V55H108V53L107 52H105ZM207 53H208V51H207ZM215 53H216V51H215ZM221 53H220V55H221ZM71 54V53H70ZM93 53H90V55H92ZM95 54V53H94ZM100 54V53H99ZM98 54V56H100ZM101 54V55H102ZM113 54H114V52H113ZM113 54L111 55L110 54V56H112V58H113ZM119 54H124L122 51H121V53H118V55ZM126 54V53H125ZM177 54H178V56H177V59H176V63L177 64H179L178 62H182V57L180 56V54H182V53H179L178 51H177ZM231 55H232V53H230ZM58 55V54H57ZM62 55V54H61ZM77 55H75V58L77 57ZM86 55H89V54H86ZM85 55V56H86ZM89 55V56H90ZM97 55V54H96ZM105 55V56H106ZM182 55V56H183ZM193 55V56H194ZM213 55H214V53H213ZM257 55V56H256ZM9 56V55H8ZM11 56V55H10ZM17 56V55H16ZM26 56V55H25ZM62 56H64V55H62ZM71 56H73V54L71 55ZM70 56V57H71ZM85 56H83V59H85L86 57ZM104 56V58H106V57H108V59L110 58V56H106L105 57ZM120 56V55H119ZM218 56V55H217ZM52 57V56H51ZM81 57V56H80ZM91 57V56H90ZM92 57H94V55L92 56ZM92 57H91V59H92ZM97 57V56H96ZM95 57V58H96ZM103 56H101L100 58H102ZM124 57H125V55H124ZM124 57H122V59L124 58ZM176 57V56H175ZM232 57V56H231ZM2 58V57H1ZM4 58V57H3ZM2 58V60H4ZM22 58H24V57H22ZM60 58V57H59ZM69 58V57H68ZM79 58V57H78ZM82 58V57H81ZM112 58H110V59H112ZM116 58H118L117 57V55H116ZM126 58V57H125ZM210 58H212V57H210ZM9 61H12L11 59H14V57L12 58V56H11V58L9 57ZM30 59V58H29ZM77 59V58H76ZM88 59V58H87ZM94 59V58H93ZM98 59H99V57H98ZM97 58H96V60H95V62H97L98 64L99 63H101L102 65H103V63H105V62H99V60H98ZM114 59H115V55H114ZM118 59H120V58H118ZM121 59V60H122ZM57 60H58V58H57ZM81 59L79 58V61H80ZM102 61H103V59H101ZM117 60V59H116ZM207 60V59H206ZM7 61V63H9L8 62V60H6ZM14 61V60H13ZM12 61V63H15V62H13ZM51 61V60H50ZM78 61V62H79ZM82 62H83V60H81ZM80 61V63H82ZM89 61V63H90V61L91 60H88ZM93 61V62H92ZM91 62H92V64H94V60H92ZM139 61V60H138ZM208 61V60H207ZM17 62V61H16ZM52 62V61H51ZM60 62V61H59ZM77 62V61H76ZM85 62V61H84ZM83 62V63H84ZM87 62V61H86ZM85 62V63H86ZM116 63H117V61H115ZM114 62V60H113V63L112 64H114L115 63ZM119 62V61H118ZM123 62V61H122ZM128 62V61H127ZM140 63H141V60L139 61ZM200 62V63H201ZM215 63H214V65L213 64H210L211 65V67H213V69H214V73L216 72V74H218V75H220L221 74V76L223 77L224 76V67L226 66L225 65V63H222V64H224L225 66H222L221 65V63H219V62H222V61H214ZM255 62H256V59L252 62H247V63H243L244 64V67H243V69H246V70H248L249 71V73H250V75L252 74V73H256L257 71H256V68H255ZM6 63V64H7ZM56 63V62H55ZM72 63V62H71ZM80 63H78L77 65H78V67L81 65ZM89 63H86L85 64V66L86 67H90V65H91V63L89 64ZM97 63H95V65L97 66ZM121 63V62H120ZM1 64H4L3 62H1ZM15 64H17V63H15ZM89 64V65H88ZM100 64V65H101ZM106 64V63H105ZM122 64V63H121ZM209 64H208V62H207V65H205V68H204V71H203V73H205V74H207V73H209V69H208V66H209ZM5 65V64H4ZM10 65V64H9ZM12 65V64H11ZM55 65V64H54ZM100 65H98V66H100ZM115 65V64H114ZM113 65V66H114ZM118 65V64H117ZM116 65V66H117ZM24 66V65H23ZM59 66V65H58ZM73 66H76V65H72V69L74 68ZM82 66V65H81ZM79 67V68H81L82 69V67ZM95 66V67H96ZM97 66V67H98ZM107 66V71H109V72H113V74H114V77L113 76H111L110 75V77H109V81H110V79H111V77H113V78H115V75L117 76L118 74H116V72H115V70L114 69H112L111 70V68L108 70V68L110 67L109 65H106ZM119 66V65H118ZM117 66V67H118ZM121 67H122V65H120ZM137 65L135 64V67H136ZM139 66V65H138ZM137 66V67H138ZM162 66H164V65H162ZM161 66V68H164V67H162ZM170 66V65H169ZM169 66H167V68H165L168 72L171 70V69H169L170 67ZM6 67H8V66H6ZM14 67H16V66H14ZM68 67H69V65H68ZM77 67V69H79ZM92 67V66H91ZM95 67H93V70H95V69H97V68H95ZM102 67V66H101ZM101 67H98V68H100V69H98V72H96V70H95V72H94V74L95 73H97L98 74V76L100 75V71L99 70H101ZM104 68H105V66H103ZM115 67V66H114ZM141 67V66H140ZM169 67V68H168ZM229 67V66H228ZM58 68V67H57ZM64 68V67H63ZM70 68V67H69ZM76 68V67H75ZM74 68V69H75ZM85 68V67H84ZM104 68H102V69H104ZM113 68V67H112ZM120 68V67H119ZM123 68H124V66H123ZM122 68V69H123ZM210 68V67H209ZM125 69V68H124ZM18 70V69H17ZM51 70V69H50ZM55 70H57V69H55ZM62 70V69H61ZM69 70V69H68ZM71 70V69H70ZM85 70L86 71H88L89 72V70H90V68H89V70H87L86 68H85ZM85 70H80V73H79V70H78V74H80V75H77V73H75V70L73 71L75 74H69V73H67V74H69L70 76H74V75H76L75 77H76V79H74V81H73V79H72V81H73V84H72V87L74 88L75 87V85H76V83L74 84V82H75V80L78 82L79 80H81L82 81V77H84L85 78V76H83V74L81 75V71L83 72V71H85ZM105 70V69H104ZM120 70H121V68H120ZM131 71H133L132 69H130ZM162 70H164V69H162ZM229 70H230V67H229ZM22 71V70H21ZM43 71V70H42ZM65 71V70H64ZM67 71V70H66ZM103 71V70H102ZM101 71V72H102ZM106 71V72H107ZM123 71V70H122ZM129 71V70H128ZM140 71V70H139ZM68 72V71H67ZM72 72V73H73ZM88 72H86V74H88ZM103 72H105V71H103ZM108 72V73H109ZM138 72V71H137ZM7 73H10V74H14L15 73V71H14V73L11 71V69L10 68H8V70H7ZM85 73V72H84ZM123 73H124V71H123ZM126 73V75H127V72H125ZM139 73V72H138ZM170 74L172 73V72H169ZM202 72H200V73H197L196 74V77L198 78H200L201 77V75L203 74ZM45 74V73H44ZM97 74H95V75H97ZM105 73H103V75H104ZM110 74V73H109ZM109 74H107V75H109ZM112 74V75H113ZM165 74V70H164V73H163V75ZM223 74V75H222ZM90 75V74H89ZM102 75V76H103ZM107 75H104L105 77H106V80L108 81V78H107ZM211 75V74H210ZM209 75V76H210ZM79 76L81 77V79H78L79 78ZM86 76H88V75H86ZM98 76H96V77H98ZM101 76V75H100ZM8 77H9V75H8ZM72 77H70V79L72 78ZM74 77V78H75ZM96 77L94 76H92L91 75V77H90V79H92V78H95L96 79ZM166 77V76H165ZM222 77H219V79L220 78H222ZM61 78V77H60ZM67 78V77H66ZM87 78V77H86ZM89 78V77H88ZM87 78V79H88ZM98 78H101V77H98ZM97 78V79H98ZM103 78V77H102ZM101 78V79H102ZM170 78V75H169V77H167V79H169ZM207 78V77H206ZM225 78V77H224ZM69 79V78H68ZM94 79V80H95ZM103 79H105V78H103ZM174 79V78H173ZM172 79V80H173ZM211 79H212V77H211ZM62 80V79H61ZM60 80V81H61ZM89 80V79H88ZM94 80H93V82H94ZM98 80H100V79H98ZM98 80H96V81H98ZM153 80H155V79H153ZM171 80V79H170ZM172 80H171V82H172ZM209 81H210V79H208ZM216 80V79H215ZM221 80V81H220ZM220 80H218V81H220V82H222V79H220ZM54 81H56V80H54ZM63 82H64V80H62ZM83 81H85V80H83ZM92 80H90V81H86V83L87 82H89V83H87L88 85V88H91L92 86H94V88H95V85H96V83L94 82V84L95 85H92V83H90ZM101 81V80H100ZM149 81V80H148ZM205 81H206V79H205ZM217 81V80H216ZM71 82V81H70ZM69 82V83H70ZM153 82V81H152ZM151 82V83H152ZM99 83V82H98ZM105 83V82H104ZM103 83V84H104ZM148 83V82H147ZM170 83V82H169ZM180 83V82H179ZM56 84H58V83H56ZM60 84V83H59ZM66 84V83H65ZM79 84V83H78ZM77 84V85H78ZM92 86H91V85ZM102 84V85H103ZM146 84V83H145ZM150 84V83H149ZM211 85L210 87H208V92L206 93V95L208 96V98H204V102H203V98L200 100L201 102L199 103L198 102V104H196L197 102H196V100H197V98L195 99V101L193 102V100L191 99V97L190 96H187V98L186 99H183V101H182V99H181V101L179 100V97L181 98V96L179 95L178 96V98H177V105H175L174 104V106H176V109L178 108H180L181 110V112H179V110L177 109V111L179 112V113H184L183 111H185V110H187V109H190V110H194L195 111V117H202V118H199L200 120L202 119V121L204 120V118H205V115H204V112H205V110H204V108H203V105L204 104H208L209 103V99H212L211 100V102L210 103H212L211 105H212V107H214L215 106V104L216 103H219V102H223V101H228L229 99H230V97L228 96V95H224L223 96V98H222V95H221V92L220 91H218V90H216L217 89V87H215L216 85L215 84H213L212 82H208L207 81V85ZM62 85V84H61ZM89 85L91 86V87H89ZM101 85V82H100V85H99V87L100 88H102V90H104L103 91V94H104V92H105V85L106 84H104L103 86ZM151 85V84H150ZM206 85V84H205ZM220 85V84H219ZM218 85V86H219ZM146 86H148V85H146ZM146 86H144V87H146ZM152 86V85H151ZM150 86V87H151ZM67 87V86H66ZM69 87V86H68ZM79 87V86H78ZM86 87V86H85ZM149 87V86H148ZM87 88V87H86ZM85 88V89H86ZM97 85H96V88H95V90H97ZM108 88H109V82H108ZM214 88H216V89H214ZM65 89V88H64ZM67 89V91L68 92H66V94H69L70 96H71V102H73V104L76 102V103H78V102H80L81 101V94H80V92L79 91H77V89H76V92L73 90V92L71 91V89H69L68 90V88H66ZM99 89V88H98ZM147 89V88H146ZM151 89V88H150ZM84 90V89H83ZM94 90V89H93ZM149 90V89H148ZM147 90V91H148ZM213 90H214V92H213ZM215 90L217 91V92H215ZM99 91V90H98ZM98 91H96L97 93H98ZM107 91V90H106ZM132 91V90H131ZM151 91V90H150ZM153 92H154V90H152ZM82 92V91H81ZM88 93L90 92V90H88L87 91ZM109 92V91H108ZM108 92H105L106 94L108 93ZM133 92V91H132ZM137 92H138V90H137ZM139 92H141V91H139ZM138 92V93H139ZM142 92H143V90H142ZM145 92V96L147 97V94L148 93H146V90L144 91ZM149 92V91H148ZM210 92H212V93H214V94H211ZM75 93L76 94V96H74L73 94ZM99 93H100V91H99ZM225 93V92H224ZM101 94H102V92H101ZM130 94V93H129ZM140 94L141 93H139V94H137L139 97H141L140 96ZM158 94V93H157ZM142 95V94H141ZM149 95V94H148ZM171 95H173V94H171ZM170 95V96H171ZM211 95V96H210ZM84 96V95H83ZM90 96H91V94H90ZM132 98H134V94L132 93L131 95H130ZM74 97L76 98V99H74ZM85 97V96H84ZM83 97V98H84ZM94 97V96H93ZM136 97V96H135ZM148 97H150V96H148ZM148 97H147V99H148ZM172 97V96H171ZM174 97V96H173ZM205 97V96H204ZM216 99H218V100H216ZM79 98H81L80 100H79ZM142 99L144 98V95L141 97ZM140 98V99H141ZM162 98H165V97H162ZM73 99H74V101H73ZM85 99V98H84ZM86 99L87 100H90V98L89 97H86ZM92 99V98H91ZM128 99H131V98H128ZM140 99H138V100H140ZM158 99V98H157ZM173 99V98H172ZM176 99V98H175ZM220 99V100H219ZM76 100V101H75ZM152 100V99H151ZM135 101H137L136 99L134 100L133 99V102L132 103H129L130 105H128L125 109H127L128 111L130 110V111H134V110H136V106L137 105H134V103H135ZM141 101V100H140ZM157 101V100H156ZM160 100H158V102H159ZM162 101V100H161ZM170 101H171V98H170ZM173 101V100H172ZM124 102V101H123ZM127 102V101H126ZM129 102V101H128ZM131 102V101H130ZM151 102V101H150ZM154 103H155V101H153ZM76 103L74 104L75 106H76ZM148 103V102H147ZM152 103V102H151ZM157 103V102H156ZM162 103V102H161ZM164 103H166V99H165V102ZM122 104V103H121ZM125 104V103H124ZM142 104V103H141ZM141 104H139V105H141ZM144 104H146V102H144L143 103V105ZM152 106L154 105V104H151ZM156 105V104H155ZM169 105V104H168ZM210 105V106H211ZM117 106H118V104H117ZM120 106V105H119ZM146 106V105H145ZM151 106V107H152ZM164 107H165V104L163 105ZM209 106V107H210ZM154 107H156V106H154ZM153 107V108H154ZM171 107V106H170ZM212 107L210 108L211 109V112L209 113V112H205V114H214V110L212 109ZM117 108H119V107H117ZM121 108H123L122 106H121ZM137 108H138V106H137ZM144 108H146V107H144ZM167 108H169V107H167L166 106V109ZM172 108V107H171ZM171 108H169V109H167V110H171ZM175 107H173V109H174ZM73 109V108H72ZM140 109V108H139ZM155 109V108H154ZM165 109V111H167ZM172 109V110H173ZM122 110V112H123V109H121ZM126 110V111H127ZM141 110V109H140ZM145 110V109H144ZM148 110V109H147ZM76 111H77V109H76ZM126 111H125V117L126 116H128V113H126ZM138 111V110H137ZM142 111V110H141ZM155 111V110H154ZM176 111V112H177ZM212 111H214V112H212ZM65 111H63V113H64ZM72 111H70V113H71ZM140 112V111H139ZM169 112V111H168ZM177 112V113H178ZM65 113H67V112H65ZM151 113V112H150ZM159 113V112H158ZM216 113V112H215ZM120 112H118V113H116V116L115 117H119L120 115ZM136 114H138V113H136ZM216 114H218V113H216ZM70 115H73V114H70ZM75 115V114H74ZM73 115V116H74ZM160 115V114H159ZM207 115V116H208ZM66 116V115H65ZM64 116V118H66V119H64V120H67V122L65 123V124H67L68 122H69V119H67V116L65 117ZM72 116V117H73ZM124 116L122 117V114H121V117H122V123L123 122H125L124 121ZM134 116H136V115H134ZM139 116V115H138ZM164 116H166V120H165V122H164V125H162V126H160L159 127V129L160 130H158V132H157V129H156V127H155V129H156V131L155 132H157V133H155L153 130V132H154V134L157 136V134L159 133V141H157L156 143L157 144H155V153L153 152V153H150L151 152V150H149V149H151V148H149V149H147V151L149 150L150 152H147V151H145V146H140L141 148H138L139 147V144L137 145L138 147H136L135 146V149L136 148H138L137 150H134L132 147H130V149H128L129 147L128 146H126L127 145V143H125V138H123L124 137V135H125V129L127 128L125 125L126 124H124V125H122L121 124V127H120V129L118 130V131H115L114 133H113V136H115L116 137V139L115 140H111V142H113L112 143V146H111V150H110V152H111V154H112V157L116 160V158H120V160L123 158V156L125 157V155L128 157V156H130L131 155V153L133 152V154H132V156H131V161H127V160H125V159H122V160H124V161H127L128 163H125V162H123V161H121L122 163H118V166L119 167H121V169H122V167H124V170H125V167L127 166L126 164H128V166H130V167H128V168H134V169H132V170H136V171H138L137 173L138 174H135V172H134V174H132L131 172H129V174H127V176H126V178L123 180V183H124V185H125V187H129L130 186V188L131 187H133L135 190H134V192H140V194L141 195H143V198L140 200V202L139 203H137L134 207H135V209L133 210L132 208H128L127 206H125V205H123V206H120V204L119 203H117V204H113V206H112V204H109V205H111V206H109L108 205V208L106 207H104V209L102 208H100L101 210H99V212H95V214L93 215V216H91L90 218H91V224H89V225H87L86 227H87V229H85V233H88V236L90 237V240L88 241V240H85L84 238H77L76 239V253L78 254V256L76 257V264H85V262H90L91 260H93L94 258H96L97 256H101L102 255V249L98 246L99 245V243H100V240L98 239V237H100L102 234H103V232H107L108 231V227H106L105 228V230H103L102 228H100V227H98V226H96V223H95V220L94 219H98V220H100L101 222H102V220L101 219H105V218H109V217H112V216H115V217H117V218H119L120 216H122V215H135V216H137V217H144V218H147V217H153L154 218V223H152V229H153V231L156 233V238H155V241H154V243L156 244V245H159L163 240H164V235H163V233L165 232V231H167V233H168V235L169 236H175L176 238H180V237H187V239H186V241L184 242V249H183V253H184V255L186 256V258L187 259H189V260H194V261H197V264H199V262H201V261H211L212 262V264H217V262H228V261H231V264H264V262L263 261H260V262H257L256 263V257L258 256L260 259H264V255L263 254H260L259 252H257L258 250H259V248L261 247V245H263L262 243H260V242H256V241H254V236H253V226L255 225V221H254V212L252 211V207L250 206V205H247L246 203H248V202H250L249 200H254V199H256L257 197L255 196V192H254V190L252 191V189L251 190H249V194H248V196L243 200V201H240L238 204H233V206L232 205H230V202H233V198H234V196H235V193H236V190L234 189V185L239 181V183L242 185V186H247V184H248V186H250L251 187V185L249 184V182L251 181V178H250V176H249V174H248V170H250V169H246L247 168V166L249 165V163H251V161H249L250 159H254V157H255V154L257 153V152H254L255 150L256 151H258L259 149V151H258V156H259V158L261 159V162H260V159H258L259 160V162L261 163V169H263L262 170V175H264V145H263V147L262 148H259L258 150H257V148H256V146L254 145V147L256 148H253L252 149V151L251 150H248V152H247V155H245V159L244 158H237V157H234L233 155V157L234 158H237V160H238V162L240 163V164H242L244 161H246L247 159V163H248V161H249V163H248V165H247V163L245 164L246 165V167L244 166H242V165H244V164H242V165H240V164H238V165H235V167H233V165L231 166L230 165V163H232V159L230 160V153L232 154V150L230 151L229 149H227V147L225 146V148L224 147H222L221 148V146L223 145V140H224V138H223V140L221 139V138H219V137H221V136H219V134H217L219 137H218V139H216L215 137H213L215 134L213 133V131L212 132H210V133H212L211 135H212V140L213 141H215L213 138H215L216 139V144L218 145V143H220L219 145H220V149H219V146H218V148H217V150L219 149V153L221 154V156L220 155H218L217 154V152L215 151V153L216 154H212L211 153V157H206V158H208V160H209V164H208V167H207V169H206V171L204 172L205 174H203V172H201L200 171V168L199 167H197V166H195V164H194V157L195 156H200L201 157V155L204 153L203 151V153H201V152H199V154H198V151H197V148H195V145L197 144H199L200 142L198 141L199 140V137L197 136V134H196V136L198 137V140L197 139H194L195 137H193V135H191L189 132V126H191V125H193L194 126V122H192V123H194V124H191L190 123V121L189 122H187L186 124H181L180 125V123H176V121L175 120H177L176 118L178 117H180V115L179 114H175L174 113V115L173 114H166V115H164ZM210 116V115H209ZM212 117H211V122L213 123V126H214V128H215V131H217V132H221V134H226V138L227 139H225L226 141H228V139H229V137H227V133L225 132V126H224V124L223 123H225L224 121L226 120V118H225V120L223 121V119H220V117L218 118L216 115H211ZM59 117H60V114H59ZM62 117H63V115H62ZM181 117H184L183 115H181ZM180 117V118H181ZM204 117V118H203ZM222 117V116H221ZM69 118V117H68ZM151 118L152 117H150V120H151ZM156 118H157V116H156ZM186 118V117H185ZM223 118V117H222ZM228 118H229V116H228ZM227 118V119H228ZM230 118H234V120L233 121H230V122H233V124H234V126H232L230 129H231V131H233V132H235L236 130H238V129H241L242 127H243V125H242V127H240L241 126V119H240V116H238V115H235V114H233L232 116H230ZM58 119V118H57ZM56 119V120H57ZM71 119V118H70ZM148 119V118H147ZM163 119V118H162ZM197 120H198V118H196ZM126 120V119H125ZM194 120V119H193ZM208 120H210L209 118H208ZM229 120V119H228ZM227 120V121H228ZM166 121L168 122V123H166ZM178 121V120H177ZM222 121H223V123H222ZM58 122V121H57ZM60 123H61V121H59ZM178 122H180V121H178ZM198 122V121H197ZM211 122H210V126H211ZM182 123V122H181ZM185 123V122H184ZM199 123V122H198ZM245 123V121H243V124ZM191 124V125H190ZM200 124V123H199ZM228 124V123H227ZM63 125V124H62ZM155 125V124H154ZM158 125V124H157ZM160 125V124H159ZM196 125V124H195ZM65 126V125H64ZM141 126V125H140ZM193 126H191V127H193ZM196 126H198V124L196 125ZM209 126V127H210ZM229 126V125H228ZM227 126V127H228ZM63 127V126H62ZM68 127V126H67ZM126 127V128H125ZM148 127V126H147ZM146 127V129H148ZM188 127V128H187ZM200 127H202V126H200ZM209 127H208V130H209ZM66 128V127H65ZM64 128V129H65ZM72 128V127H71ZM151 128H152V126H151ZM151 128H150V130H151ZM154 128V127H153ZM213 128V129H214ZM73 129V128H72ZM181 129H183V130H181ZM184 129L185 130H187L188 129V131H184ZM70 130V129H69ZM74 130H76V129H74ZM245 129H243V131H244ZM143 131V130H142ZM146 131V133L145 134H147V137H150L149 135L151 134L148 130H145ZM211 131V130H210ZM223 131H224V133H223ZM226 131H227V129H226ZM245 131H247V130H245ZM70 132H72V131H70ZM69 132V133H70ZM129 132V131H128ZM135 132H138V134H139V132L140 131H135ZM152 132V133H153ZM251 132V131H250ZM127 133V132H126ZM193 133V132H192ZM228 133H229V131H228ZM245 132H241L240 133V137H243ZM138 134H136V135H138ZM141 134V133H140ZM139 134V135H140ZM145 134H142V135H144V137L146 136ZM195 134H194V136H195ZM225 134H224V136H225ZM252 134V133H251ZM251 134H249V135H251ZM128 135H130V134H127V136ZM132 135V134H131ZM138 135V136H139ZM152 135V134H151ZM232 135V134H231ZM129 137V136H128ZM130 137H132V136H130ZM140 137H141V135H140ZM143 136H142V138H144ZM180 138L181 139V142L183 143V145L181 146V145H179L178 144V142L177 141H175L176 139L175 138ZM196 137V138H197ZM251 137V136H250ZM73 138V137H72ZM118 138H122V140L121 141H118ZM153 138V137H152ZM151 138V139H152ZM233 138H235V137H233ZM245 138V140H246V137H244ZM253 138V137H252ZM264 138V137H263ZM77 139H78V137H77ZM77 139H75V140H77ZM156 138H154V140H155ZM248 139H249V137H248ZM219 142H218V141ZM234 140V139H233ZM241 140H243V138H239V141H241ZM245 140H243V141H245ZM250 140H253V139H249V143L248 144H250ZM264 139H262V141H263ZM146 141H147V139H146ZM148 141H149V139H148ZM147 141V142H148ZM156 141V140H155ZM205 141H206V139H205ZM209 141V140H208ZM212 141V142H213ZM235 141H236V139H235ZM77 142V141H76ZM150 142V141H149ZM149 142L147 143V146L146 147H152V145L154 146V144H149ZM180 142V144H182ZM218 142V143H217ZM145 143V142H144ZM194 143H195V145H194ZM203 143H205V145L203 144ZM203 143H201V145L203 144L205 147H206V149L204 150L205 152H206V154L208 155V152L206 151V150H210L211 149V145L209 144L208 146L210 147V149H207V144L206 143H210V141L209 142H203ZM221 143H222V145H221ZM253 143V142H252ZM252 143H251V145H252ZM254 143H257V142H255L254 141ZM263 144H264V141L262 142ZM109 144H111L110 143V141H109ZM140 144H143V143H140ZM225 144V143H224ZM230 144V143H229ZM257 144H260V142L259 143H257ZM72 145V144H71ZM145 145H146V143H145ZM201 145H199V147L200 148H202L201 147ZM202 145V146H203ZM227 145V144H226ZM69 146V145H68ZM126 146V147H125ZM128 147V148H127ZM204 147V148H205ZM208 147V148H209ZM252 147V146H251ZM250 147V148H251ZM68 148V147H67ZM162 148H164V150H162ZM199 148V149H200ZM131 149H133V150H131ZM153 149V148H152ZM213 149H214V147H213ZM255 149V150H254ZM154 150V149H153ZM152 150V151H153ZM223 152H221V151ZM135 151H137L139 154H140V152H141V155L139 156H136V155H134L135 154ZM201 151V150H200ZM230 151V152H229ZM211 152V151H210ZM130 153V154H129ZM200 153H201V155H200ZM214 153V152H213ZM111 154H110V156H111ZM218 155L219 157H216V156ZM210 156V155H209ZM122 157V158H121ZM197 157H195V159L197 158ZM203 157V156H202ZM204 157H205V155H204ZM248 157V158H247ZM257 157V156H256ZM193 158V159H192ZM203 159V161L204 160H207V159ZM258 158V157H257ZM207 160V161H208ZM234 160H236V159H234ZM236 160V161H237ZM257 160V159H256ZM255 160V161H256ZM113 161V160H112ZM196 162H198V159L196 160ZM235 162V161H234ZM253 162V161H252ZM257 162V161H256ZM256 162H254V163H252L251 165L253 166V164L254 165H256L255 163ZM109 163H111V161H109ZM113 163V162H112ZM111 163V164H112ZM117 163V162H116ZM208 163V162H207ZM236 163V162H235ZM114 164V163H113ZM259 164V163H258ZM200 164H198V166H199ZM229 165V168H231V170H229L228 171V169H225V170H227V171H225V172H223V169L221 170V168L219 167V166H222V167H227ZM107 166V165H106ZM115 166V165H114ZM250 166V165H249ZM248 166V167H249ZM257 166V165H256ZM260 166V165H259ZM251 167V166H250ZM263 167V168H262ZM113 168V167H112ZM136 168V169H135ZM197 170V172H196V170ZM109 169V168H108ZM111 169V168H110ZM127 169V168H126ZM140 169L142 170L141 172H140ZM93 170V169H92ZM100 170H102V168L100 169ZM104 171H105V169H103ZM113 170V169H112ZM118 170V169H117ZM124 170L122 171L123 173H124ZM201 170H202V167H201ZM107 171V170H106ZM130 171H131V169H130ZM140 172V173H139ZM210 172H213L214 174H215V176H216V179H212V177H211V175L209 174ZM91 173H92V171H91ZM94 173V172H93ZM96 173V172H95ZM94 173V174H95ZM125 173H126V170H125ZM196 173H199V174H197V176L199 175L200 177H201V179L203 178V180L204 181H206L207 183H205V182H201V181H203V180H201V181H199V179H198V177L196 176ZM97 174V173H96ZM89 175H90V173H89ZM91 175H93V174H91ZM90 175V176H91ZM204 175V176H203ZM85 177V176H84ZM93 177H94V175H93ZM124 178V177H123ZM86 179L88 180V177H86ZM94 179H95V177H94ZM98 180V179H97ZM122 180V179H121ZM92 181V180H91ZM261 182V185L264 183V178L260 181ZM95 183H97V182H95ZM94 183V184H95ZM90 184V183H89ZM148 185L147 187L146 186H144V185ZM99 187V186H98ZM88 188H90V186L88 187ZM87 188V189H88ZM102 190V189H101ZM124 190V189H123ZM128 190V191H127ZM158 190H160V193L158 192ZM126 191L127 192H129L130 191V189H126ZM125 191V192H126ZM133 191V190H132ZM256 191V190H255ZM84 192H85V190L84 191H80V193H79V195L76 197V201L78 200V202L80 201V203L82 204V206H81V208L82 209H85V207H86V205L84 206L83 205V200L85 199V198H83V194H84ZM94 192V191H93ZM92 192V193H93ZM124 192V193H125ZM129 194V193H128ZM88 195V194H87ZM86 195V196H87ZM90 195V194H89ZM88 195V197H91V199H92V197H94V196H89ZM92 195H95V194H92ZM99 195V194H98ZM96 196V195H95ZM254 196V197H253ZM97 198V197H96ZM87 199H89V198H87ZM93 199H95V198H93ZM92 199V200H93ZM90 200V199H89ZM91 200V201H92ZM90 201V202H91ZM94 201V200H93ZM97 202V201H96ZM102 202V201H101ZM225 202V203H224ZM92 203V202H91ZM87 205H89L88 203H87ZM94 205H95V202H94ZM99 205H102V204H100L99 203ZM91 209H93V210H95L94 209V206H91L90 207ZM98 208H99V206H98ZM104 214H106V215H104ZM106 216V217H105ZM243 216V217H242ZM89 218V219H90ZM217 218H221V219H227L228 221H230V223H228V224H217L216 223V220H217ZM107 224V223H106ZM261 224L262 225H264V219H263V221L261 222ZM260 224V225H261ZM86 227H84V228H86ZM80 237V236H79ZM231 239V243H227V244H224L223 246L221 245V241L222 240H224V239ZM204 240H208V241H210L211 242V246H206L205 244H204ZM113 247H115V245L113 244Z\"/></svg>",
  "mask_w": 264,
  "mask_h": 264
},
{
  "label": "clouds",
  "instance_id": "clouds-1",
  "mask_svg": "<svg viewBox=\"0 0 264 264\" xmlns=\"http://www.w3.org/2000/svg\"><path fill=\"white\" fill-rule=\"evenodd\" d=\"M219 2V0H217ZM234 3L238 0H233ZM243 2V0H241ZM261 14L264 15V0H259ZM220 33L211 35L206 33L204 44L206 50L211 51L220 39ZM258 58L254 65L259 73V88H260V109L264 112V32L258 38ZM224 79L219 87L224 90L231 91L235 94L236 103L244 99L241 90L248 88L251 90V76L248 70L241 69L237 66L224 67ZM219 79V76L216 77ZM211 85H206L210 87ZM215 107L221 111L232 109L235 111V106L231 103L219 102ZM203 108L206 112H211L209 104H204ZM210 121L204 118L201 126L207 130ZM261 134L264 135V128L261 129ZM212 179H216L213 172L209 173ZM236 189L233 203L238 204L243 201L249 194V186H242L239 181L234 185ZM264 196V190L261 191ZM154 223L153 217H137L135 215H122L119 218L112 216L107 219L108 231L103 233L98 239L100 240L99 247L102 249V255L97 256L90 262L85 264H197V261L189 260L183 253L184 242L187 237L176 238L174 235L169 236L167 231L163 233L164 240L156 245L154 243L156 233L152 229ZM217 224H228L226 218H217ZM231 243V239H224L221 245ZM113 244L115 247H113ZM206 246H211V242L204 240ZM0 264H39L37 261L24 259L21 250H12L8 258L4 256V250L0 249ZM199 264H212L211 261H201ZM217 264H231L228 262H217Z\"/></svg>",
  "mask_w": 264,
  "mask_h": 264
}]
</instances>
